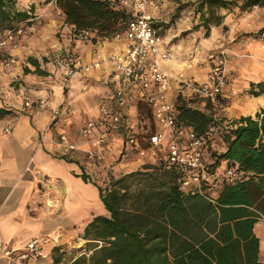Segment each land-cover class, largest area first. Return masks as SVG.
<instances>
[{
    "label": "trees",
    "instance_id": "1",
    "mask_svg": "<svg viewBox=\"0 0 264 264\" xmlns=\"http://www.w3.org/2000/svg\"><path fill=\"white\" fill-rule=\"evenodd\" d=\"M65 21L95 31L116 29L127 14L109 0H55ZM234 0H201L199 9L229 7ZM16 0H0V22L27 17V10L15 8ZM263 4L264 0H248ZM33 10V9H32ZM219 15L216 24L221 23ZM209 26V25H208ZM95 38V37H94ZM67 55V54H66ZM64 57V56H63ZM24 72L49 74L38 58ZM252 92H264V84ZM177 119L192 126L206 140V157L211 168L223 161L242 172L235 181L225 180L213 201L201 192L182 187V171L159 159L143 171H133L103 188L96 184L108 214L99 213L86 224L87 252L63 260L64 250L54 247L52 264H264L260 259V236L256 223L264 216V108L255 115H241L224 122L193 107L179 96ZM148 108V107H147ZM150 111V109L148 108ZM11 110L0 106V116ZM221 126L224 149H215L213 130ZM85 181H91L82 171ZM138 176L136 186L128 183Z\"/></svg>",
    "mask_w": 264,
    "mask_h": 264
},
{
    "label": "crops",
    "instance_id": "2",
    "mask_svg": "<svg viewBox=\"0 0 264 264\" xmlns=\"http://www.w3.org/2000/svg\"><path fill=\"white\" fill-rule=\"evenodd\" d=\"M263 27L264 18L259 17L253 19L251 27L236 24L227 33L228 38L226 39L230 41L229 46L234 52L230 53L227 66L228 79L223 89L224 104L219 113L221 118H225L224 122L241 115H255L264 108V92L259 94L252 92L253 89H259V83L264 84V46L260 37V30ZM255 28H259V31H253ZM63 30H65L66 41L62 42L61 53L56 55L63 56V52H74L81 62H89L98 58L103 60L99 68L91 72L81 71L71 78L67 85L71 94L61 103L60 118L53 127L54 133L59 135L65 132L71 140L81 142L84 139L82 126L87 119L99 114V105L103 102L110 103V105L116 104L114 103L115 87L124 80L113 75V66L109 57L123 49L125 41L110 40L105 36L106 39H99L97 51L92 52L88 42L72 34L68 22H65ZM36 58L40 61L41 67L47 66L49 70V76L37 73L44 81V86L40 87L41 94L48 96L50 93H48V86L56 87L62 79L63 71L58 64L59 61L48 60L46 57L45 61L39 57ZM164 64L176 71L185 68L188 76L195 81H204L207 78L208 67L199 64L191 63L188 67H178V62L168 58H164ZM16 67H21L23 76L33 79L32 75H28L32 72H24L22 63ZM128 83L131 84V82ZM56 93L52 97L54 106H57L61 100L59 88ZM141 93L143 92L140 91L137 98L120 108L123 111L128 109L129 114L137 112L139 105L145 104ZM115 107L118 108V105L116 104ZM206 109L209 111V106ZM72 114L79 118L84 116L79 136H75L71 127ZM49 117V110L45 108V104L29 112H19L16 115L7 113L0 116V250L2 247H23L32 235L52 234L54 222L55 225H60V214L51 217L44 213L41 202L44 198L41 189L42 177L63 184L64 192L62 191L61 203L67 228L71 226L74 229L77 222H82L79 226V232L82 234L86 224L94 215L108 214L100 198L99 187L90 178L91 181H85L81 176L82 171L88 175L89 171L80 158L85 159L88 166L92 161L62 143L40 141L41 131L48 123ZM64 120L67 121L66 124ZM10 122L12 123L11 129L4 130ZM117 139V137L114 139L113 144L118 143ZM224 148L225 145L222 149ZM111 153L112 150L108 155ZM226 164V161L222 162V165ZM256 231L260 236V259L264 262V216L256 223ZM71 232L66 233L65 231L63 239ZM53 237L58 240L50 242V239L45 244L44 256L12 262L7 256L0 255V264H52L54 247L61 246L60 234H54ZM81 238L86 241L84 247L80 244L78 247H68L66 250L61 246L62 250L65 249L64 261L69 262L73 257L87 252L88 239ZM71 250L72 255L65 256Z\"/></svg>",
    "mask_w": 264,
    "mask_h": 264
},
{
    "label": "built area",
    "instance_id": "3",
    "mask_svg": "<svg viewBox=\"0 0 264 264\" xmlns=\"http://www.w3.org/2000/svg\"><path fill=\"white\" fill-rule=\"evenodd\" d=\"M151 0H109L112 7L127 14V18L119 20L110 40L125 41V47L112 54L109 61L112 64L114 76L126 82H119L115 87V99L111 104L103 102L99 105V114L87 119L82 126L84 139L73 141L65 132H61L57 143L64 144L71 150L81 152L95 163H104L112 150L113 141L118 135L133 136L132 123L126 111L120 107L138 97L150 109L154 126L147 131V144L140 145L132 139L133 147L139 156L147 157L153 163L165 158L167 162L176 165L182 171V187L186 191L201 192L211 200H215L218 189L225 180L235 181L242 172L236 166L222 165L211 168L206 157V140L192 126L180 123L177 119V101L179 96L198 97L205 104L223 106V89L227 83L228 51L221 49L219 53L211 52V66L204 81H195L182 70H172L164 64V58L169 55L165 47V35L162 26L151 14ZM28 15L4 29L0 37V46L19 47V39L31 33L36 24L41 22V15L32 9ZM70 31L91 45L92 52L97 51L99 38L91 27L78 26L69 23ZM95 37V38H94ZM264 46V27L260 30ZM16 61L14 55L9 56L5 63L10 65ZM103 60L94 59L81 62L74 52L67 57H61L58 64L63 75L61 86L65 87L71 78L79 72H91L102 65ZM128 82H131L129 84ZM42 104H47V96H39ZM26 105H31L30 96H26ZM60 112L59 104L54 108V114ZM11 125L4 130L9 131ZM122 140L121 156H128L129 150ZM158 160V161H157ZM54 237L42 234L32 235L23 247H2L0 255L7 256L12 262L24 261L29 257L44 256L45 244Z\"/></svg>",
    "mask_w": 264,
    "mask_h": 264
},
{
    "label": "rangeland",
    "instance_id": "4",
    "mask_svg": "<svg viewBox=\"0 0 264 264\" xmlns=\"http://www.w3.org/2000/svg\"><path fill=\"white\" fill-rule=\"evenodd\" d=\"M200 1L152 0V2L150 1L149 9L165 33V47L170 52L165 58L178 62V67H188L191 63L208 67L209 73L211 66L209 54L211 52L219 53L221 49H226L229 53L228 59L230 58V53L234 52L229 46L230 41L226 39V37L228 38L227 33L229 29L236 24H244L251 27L254 18H264V5L248 4V0H234L235 2L230 4L229 7L216 8L214 11H210L206 7L204 10H200ZM15 8L19 10L33 9V11H37L41 15V22L36 24L31 33L19 39L20 44L18 48L12 49L11 47L0 46V106H5L10 109V114L12 115L19 114V112H29L32 109H38L44 105L39 101V96H42L40 87L44 86L43 79L39 78L38 74L34 72L28 74L32 75L33 79L26 78L22 75L24 73L21 67H16V65L22 63L23 65H29L34 70L35 66L29 62V56L39 57L43 61H45L44 58L46 57L48 60L52 59L57 62L61 60V57L68 56L67 52H63V56L56 55L61 53L60 51L63 50L62 42L66 41L65 30H63L66 21L62 9L57 5L55 0H16ZM219 15H222L221 23L216 24ZM6 26H8L7 22H0V37L3 36ZM258 29L255 28L253 31H257ZM114 30L102 32L95 29L94 32L101 40L106 39L105 36L111 39ZM11 55L16 57V61L10 65H6L5 60ZM44 69L49 72L47 66ZM179 70L184 71L188 75L185 68ZM48 87V93H50L47 96L48 103L45 104V108L49 110L50 117L48 123L41 131L40 141H51L55 143L58 134L53 132V127L60 118V112L56 115L54 114V108L57 106H54L52 97L57 94L56 90L59 88L61 98L59 108L61 111V103L71 92L67 86H61V81L56 84V87L51 85ZM26 96H30L32 100L31 105H26ZM187 99L191 106L206 111L208 114L216 117V121H220L221 114L219 113H221L223 106L206 105L204 100L198 97L187 96ZM208 106L210 108L209 111L206 109ZM69 110L71 111V107ZM127 110H125L126 114L130 116L128 117L133 125V136L118 135V143L112 145V153L107 156L104 163H95L92 161L91 165L88 166L85 159L80 158V161L84 163L89 171V178L103 188L110 186L112 179H116L133 171L152 169V167L148 166L152 165L153 162L149 158L139 156L136 153V148L132 146L135 142L132 139L139 141L140 145L147 144V131L149 132V130L146 129L154 126V120L145 104L139 105L137 112H131L129 114ZM71 117H73L71 127L75 136H79V129L83 123L84 116L83 118H79L72 114ZM64 122L65 124L67 123L66 120ZM8 125L12 126V123L10 122ZM221 128V126H217L212 133V142L214 143L215 149H222L224 145L220 133ZM122 140L125 141L124 144L128 147L130 153L128 156H121L123 147ZM82 156L84 155L82 154ZM41 183V189L44 194L41 202L45 215L56 217V215L60 214V225L57 226L54 222L52 234L46 233L43 235L49 234L53 237L54 234L59 233L60 245L66 250L68 247H78L80 244L84 247L86 241L81 238L83 232L82 234L79 232V226L82 225V222H77L73 227L74 229L71 226L69 228H67L68 226L66 227L61 203L63 184L55 183L47 177H42ZM128 183L136 186L140 183V178L138 176L130 177ZM65 231L66 233H69V231L72 232L63 239L65 237L63 234ZM57 240L52 238L50 242H56ZM71 255L72 250L68 255L65 254V256Z\"/></svg>",
    "mask_w": 264,
    "mask_h": 264
},
{
    "label": "water",
    "instance_id": "5",
    "mask_svg": "<svg viewBox=\"0 0 264 264\" xmlns=\"http://www.w3.org/2000/svg\"><path fill=\"white\" fill-rule=\"evenodd\" d=\"M63 189H64V187H63Z\"/></svg>",
    "mask_w": 264,
    "mask_h": 264
}]
</instances>
